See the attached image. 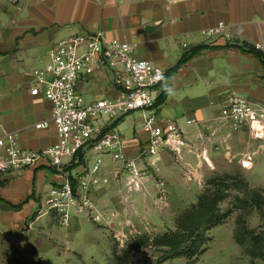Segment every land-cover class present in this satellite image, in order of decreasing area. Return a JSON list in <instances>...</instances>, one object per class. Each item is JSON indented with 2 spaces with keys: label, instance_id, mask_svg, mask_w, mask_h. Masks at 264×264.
I'll return each instance as SVG.
<instances>
[{
  "label": "crops",
  "instance_id": "crops-1",
  "mask_svg": "<svg viewBox=\"0 0 264 264\" xmlns=\"http://www.w3.org/2000/svg\"><path fill=\"white\" fill-rule=\"evenodd\" d=\"M218 21L224 22L228 38L200 33ZM95 33L128 42L134 57L164 70L167 94L156 105L157 121L196 119L194 126L183 127V133L197 150L204 148L205 160L213 155L209 141H220L228 157L236 155V147L248 157L261 150L254 140L262 138L247 127L232 130L219 123L218 103L239 93L264 104V63L241 48L254 46L264 55V0H0V137L14 132L20 148L33 150L57 141L52 124L34 127L50 120L51 103L29 93L37 81L32 71L42 68L59 39ZM195 48L199 49L192 52ZM183 56L185 61L171 70ZM77 85L85 100L115 95L107 69ZM161 88L162 82L153 92L155 100ZM133 114L138 115V128L126 124ZM142 119L141 111H133L113 127L127 156H135L145 139ZM201 127L211 128V134ZM180 151L183 160L189 157L186 147ZM83 166V160L73 161L66 171L74 178ZM60 177L43 159L0 175V214H29L43 204Z\"/></svg>",
  "mask_w": 264,
  "mask_h": 264
},
{
  "label": "rangeland",
  "instance_id": "rangeland-1",
  "mask_svg": "<svg viewBox=\"0 0 264 264\" xmlns=\"http://www.w3.org/2000/svg\"><path fill=\"white\" fill-rule=\"evenodd\" d=\"M126 121L139 127L137 114ZM201 129L208 136L212 132ZM180 138L178 147L188 149L185 160L179 148L162 147L152 163L140 162L144 178L138 186L118 176L93 189L91 212L97 220L89 212L63 226L43 204L29 214H0V264H264L250 259L244 236L245 230H264V135L254 140L261 150L251 157L237 153L243 152L238 147L228 157L220 141H209L213 155L207 161L204 148L197 150L184 133ZM111 170L112 165L105 166L101 175L110 177ZM215 189L219 219L201 227L193 254L175 253L157 242L177 231L178 217L199 196ZM253 191L261 201H250Z\"/></svg>",
  "mask_w": 264,
  "mask_h": 264
},
{
  "label": "built area",
  "instance_id": "built-area-1",
  "mask_svg": "<svg viewBox=\"0 0 264 264\" xmlns=\"http://www.w3.org/2000/svg\"><path fill=\"white\" fill-rule=\"evenodd\" d=\"M200 33L210 38L229 37L222 21ZM102 69L111 72L115 95L85 100L78 81ZM32 74L37 81L29 93L41 94L51 103L50 120L34 127L52 124L57 141L38 150L22 149L16 134L6 133L0 137V175L45 160L61 177L48 189L43 205L63 226L76 216L91 212L90 192L104 187L109 179L122 176L128 185L138 186L144 178L140 162L152 163L151 158L162 147L177 151L183 143V127L196 124L194 118L158 123L153 92L164 70L134 57L130 44L123 40H107L100 33L67 35L55 42L42 68L34 69ZM218 105L219 123L232 130L247 127L257 138L264 135V104L230 93ZM133 111L143 113L141 131L145 139L135 156H127L112 123ZM78 153L84 166L73 178L66 167L77 162ZM105 159L112 165L110 177L101 175ZM91 216L94 220L99 218L92 212Z\"/></svg>",
  "mask_w": 264,
  "mask_h": 264
},
{
  "label": "trees",
  "instance_id": "trees-1",
  "mask_svg": "<svg viewBox=\"0 0 264 264\" xmlns=\"http://www.w3.org/2000/svg\"><path fill=\"white\" fill-rule=\"evenodd\" d=\"M242 50L253 54L257 57L261 63H264V55L263 53L256 49L254 46H250L245 44L241 47ZM199 48H195L192 52L197 51ZM191 52V53H192ZM186 57L183 56L176 63L171 70L175 69L181 63L185 61ZM162 88L159 96L155 100V105H159L163 102L166 97V76H162L161 79ZM123 117V116H122ZM116 119L112 123V127H114L122 118ZM82 156L78 153V158L76 163L82 162ZM218 190H212L206 194L203 193L199 196L195 205H191V208L186 210L181 214L177 219V231L168 232L160 236L157 239V242L169 247L170 250L175 253H180L184 255H191L197 248L198 238L200 237V229L201 227H207L213 223H215L219 217L215 214V210L217 208V200L219 195H217ZM250 201L252 203H257L262 198L259 193L252 192L250 195ZM244 236L246 237L247 244L245 246V251L249 255L250 259L253 260L255 258L264 260V230L256 231V230H245Z\"/></svg>",
  "mask_w": 264,
  "mask_h": 264
},
{
  "label": "clouds",
  "instance_id": "clouds-1",
  "mask_svg": "<svg viewBox=\"0 0 264 264\" xmlns=\"http://www.w3.org/2000/svg\"><path fill=\"white\" fill-rule=\"evenodd\" d=\"M168 91L171 92V89H169Z\"/></svg>",
  "mask_w": 264,
  "mask_h": 264
}]
</instances>
